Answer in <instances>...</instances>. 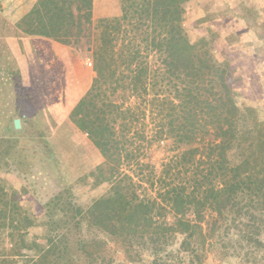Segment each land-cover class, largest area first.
Instances as JSON below:
<instances>
[{"label":"rangeland","instance_id":"obj_1","mask_svg":"<svg viewBox=\"0 0 264 264\" xmlns=\"http://www.w3.org/2000/svg\"><path fill=\"white\" fill-rule=\"evenodd\" d=\"M27 1L14 0V4L26 9L31 4ZM184 4L183 25L190 39L196 43L205 40L210 53L233 71L231 82L238 104L250 116L247 122L254 129L252 164L237 167L241 149L228 155L231 164H218L225 155L221 140L202 136L189 146L174 138L159 139L149 122L150 142L145 143L138 162L122 170L153 198L150 212L161 228L184 219L207 229V221L216 217L218 190L230 188H224L225 181H239L236 200L225 212L226 220L217 227L216 236L210 240L197 233L185 247V236L180 234L158 243L139 240L129 247L120 238L91 227L77 215V209L84 213L112 186L97 184L91 176L104 158L91 138L69 118L63 124L46 125L47 130L34 122L35 108L21 82V110L29 114L24 120L30 123L25 126L22 122L19 135L3 138L0 143V196L2 191L8 196L16 194L33 222L29 242L47 246L48 239L53 238L64 250L78 253L74 264H264V247L248 249L243 238L249 226L261 222L264 215L263 201L252 196V190L264 180V0H184ZM119 15V0H93L90 30L101 19ZM93 32L92 36L88 33L72 39L80 50L82 66L94 78L93 50L98 35ZM18 76L8 46L0 45V106L6 103L10 90H16ZM3 111L7 108L0 107V118ZM2 121L0 135H7L8 126ZM44 135L56 136L47 140ZM56 147L61 156L55 153ZM185 193L189 196L184 199ZM9 248L8 242L0 241V252ZM32 251H23L29 258L2 256L0 264H31L35 259Z\"/></svg>","mask_w":264,"mask_h":264},{"label":"trees","instance_id":"obj_2","mask_svg":"<svg viewBox=\"0 0 264 264\" xmlns=\"http://www.w3.org/2000/svg\"><path fill=\"white\" fill-rule=\"evenodd\" d=\"M119 4V16L101 19L94 27L98 35L93 50L96 76L69 115L104 158L91 176L97 184L112 186L84 213L77 209V215L129 247L139 240L158 243L176 234L185 236L183 247L189 246L188 239L197 233L212 240L217 227L226 220L225 212L236 200L239 181H225L224 188L231 185L230 188L218 190L216 217L207 221V229L184 219L161 228L150 212L153 198L122 168L138 162L145 143L150 142L149 122L159 139L174 138L189 146L199 137L212 135L225 146V155L218 164L230 163L228 155L241 149L237 167L251 165L254 129L247 122L250 116L238 104L231 82L233 71L210 53L205 40L196 43L190 39L183 25L184 0H119ZM92 18L93 0H40L18 23V29L28 35L78 39L88 33L92 36ZM18 79L16 94L21 101L20 76ZM28 98L27 95L32 103ZM252 192L254 200L264 203V180ZM1 194L0 241L8 242L10 248L0 252V257L29 258L23 251L33 250L35 259L31 264L75 263L78 253L64 250L53 238L48 239L47 246L29 242L32 220L15 193ZM182 196L185 199L189 193ZM262 237L264 215L243 236L251 250L264 247Z\"/></svg>","mask_w":264,"mask_h":264},{"label":"crops","instance_id":"obj_3","mask_svg":"<svg viewBox=\"0 0 264 264\" xmlns=\"http://www.w3.org/2000/svg\"><path fill=\"white\" fill-rule=\"evenodd\" d=\"M2 1L0 45L8 46L20 80L26 91L28 89V97L35 108L34 117L45 130L48 124H63L90 89L93 76L82 66L80 50L72 38L28 35L18 29V23L32 12L38 0H25L31 3L26 9L21 4L15 5L14 0ZM18 97L13 88L6 103L0 106L7 108L1 112L0 119L8 126L7 135H0V138L19 135L14 126L16 119H20L21 124L25 122V126L30 123L24 120L29 114L21 110L23 104ZM44 136L52 140L56 135ZM55 153L61 156L57 147Z\"/></svg>","mask_w":264,"mask_h":264},{"label":"water","instance_id":"obj_4","mask_svg":"<svg viewBox=\"0 0 264 264\" xmlns=\"http://www.w3.org/2000/svg\"><path fill=\"white\" fill-rule=\"evenodd\" d=\"M14 126H15V129L20 130L21 127H22L21 120L20 119H16L14 121Z\"/></svg>","mask_w":264,"mask_h":264},{"label":"built area","instance_id":"obj_5","mask_svg":"<svg viewBox=\"0 0 264 264\" xmlns=\"http://www.w3.org/2000/svg\"><path fill=\"white\" fill-rule=\"evenodd\" d=\"M88 64H89V66H92V62H89Z\"/></svg>","mask_w":264,"mask_h":264}]
</instances>
